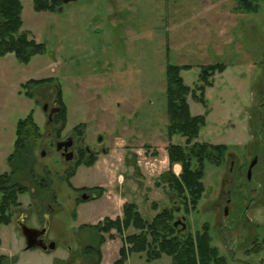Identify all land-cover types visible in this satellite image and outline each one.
<instances>
[{
    "label": "rangeland",
    "instance_id": "374dc122",
    "mask_svg": "<svg viewBox=\"0 0 264 264\" xmlns=\"http://www.w3.org/2000/svg\"><path fill=\"white\" fill-rule=\"evenodd\" d=\"M21 3L22 30L41 43L45 53L27 65L19 64L12 54L0 58V174L9 172L7 158L13 151L17 122L31 114L42 133L33 150L34 173L47 179L48 186L38 188L23 169L16 174V181L30 190L18 197L21 207L14 210L11 223L0 227V257L9 256L2 264H89L82 250L96 245L97 239L81 226L114 220L128 202L138 203L146 221L171 208L173 196L165 185L155 184L169 168L167 146L183 145L184 138L167 137L165 69L190 66L180 76L193 89L200 66L216 63L224 64L225 70L216 73L213 85L205 89L207 106L191 96L187 103L191 115L205 116L194 141L229 149L221 167L205 164V192L197 210L174 218L184 219L192 233L208 224L211 245L233 264H264V193L241 215L249 206L248 193L264 177V102L260 101L264 0L252 4L255 12L241 11L239 0H79L63 4L56 12L41 13L34 12L33 0ZM48 78L54 79L52 85L30 89L33 98L24 95L22 84ZM54 83L67 109V123L59 137L80 129L95 147L102 137L107 150L101 154L96 148L94 166L78 167L70 179L74 188L105 187L102 198L77 207L78 195L62 179L68 165L48 137L51 128L46 116L57 90ZM135 156L137 166H128ZM254 157L257 163L248 178ZM227 191L231 202L224 214ZM49 205L55 212L46 240L55 242V250L25 251L17 223L25 219L27 226L40 230ZM133 232L129 229L124 235ZM110 234L113 238L104 235L100 248L104 264L117 260L122 246L121 236L115 231ZM239 235L243 236L237 242ZM161 263H170V258L153 264ZM127 264L146 263L131 255Z\"/></svg>",
    "mask_w": 264,
    "mask_h": 264
},
{
    "label": "trees",
    "instance_id": "16d2710c",
    "mask_svg": "<svg viewBox=\"0 0 264 264\" xmlns=\"http://www.w3.org/2000/svg\"><path fill=\"white\" fill-rule=\"evenodd\" d=\"M256 1L239 0L240 10L255 12L256 8L252 4ZM62 5L61 0H33V10L36 13L56 12ZM22 27L21 0H0V58L12 54L19 64L27 65L34 56L44 54L45 47L31 38L29 32L23 31ZM190 68L188 65H167L165 69L167 137L171 139L174 135H179L184 138V144L167 146L169 169L160 175L159 182L155 185L157 188L162 184L166 186L168 194L173 196L172 207L158 211L151 221H146L135 203H125L121 217H116L114 220L104 218L94 226H81L93 232L97 239L96 245H87L82 250L88 256L89 264L93 263V258L96 259L93 264H100V248L106 239L104 235L108 234L112 239L111 231H115L122 240V246L118 250L119 258L113 264H124L130 255H138L146 264H153L164 257L170 258L169 264H230L233 262L220 255L218 249L211 245L208 224H204L201 230L195 233L189 231L187 226L183 227V223L175 226V214L183 212L188 215L197 210L205 192L202 183L205 164L221 167L225 163L229 149L222 144L213 145L194 141L205 125V116L191 115L187 103V98L191 96L195 102L206 107L205 89L213 85L211 78L216 73H222L225 65L216 63L200 66L197 83L193 89L185 85L180 76L181 70ZM53 82V78L28 80L21 87L25 90V96L33 98L29 92L30 89L47 87ZM54 85L57 89L55 98L60 105V112L55 115L53 121L55 132L59 137L67 123V109L60 87L55 83ZM41 138V130L33 121L31 114L17 122L13 151L7 158L9 172L0 174V227L11 223L14 210L21 207L18 197L30 190L16 181V174L21 173L23 169L38 188L44 189L48 186L45 183L47 179L38 178L33 168V150L36 142ZM94 161L95 158H92L90 161L74 164L62 178L66 185L71 186L70 179L80 165L89 167ZM127 163L128 166L135 168L136 156ZM175 164L181 167L178 176L172 171ZM94 190H97V198H101L104 190L102 188ZM153 208L157 210V207ZM129 229L134 232L125 236L124 233ZM254 243L256 244L257 240ZM262 244L264 250V241ZM3 259L6 258L0 257V264L4 261ZM65 263L69 264V262Z\"/></svg>",
    "mask_w": 264,
    "mask_h": 264
},
{
    "label": "flooded vegetation",
    "instance_id": "af4514ba",
    "mask_svg": "<svg viewBox=\"0 0 264 264\" xmlns=\"http://www.w3.org/2000/svg\"><path fill=\"white\" fill-rule=\"evenodd\" d=\"M253 93H255V90L253 91ZM260 101L264 102V93L261 95ZM262 104L263 103H261L260 106H262ZM47 110H48V106H47ZM59 112H60V105L58 103V100L56 98H54V100L52 102V106H51V108L48 111V115L46 116V118H47L46 125L47 126L50 125V128H51L50 133H48V137L53 140V142H51V146L54 148L55 152L62 158V160L65 162V164L68 165V168L66 169L65 173L69 172L73 168L74 164H76L77 162L90 161L92 158H95L97 155L94 156L95 155L94 153L97 152L98 149H99V152L102 153V154L107 152L105 147L102 146V144H103L101 142L102 137L99 139L98 146L95 147L92 144L91 145L88 144L87 137L84 136V134H82V131L80 129H78V130L77 129H75V130L73 129L74 132H72L71 134H69L68 136H66L63 139L61 137H58L57 133L55 132V127H54V121L53 120H54L55 115H57ZM253 113L255 114V111ZM50 115H51V121H49ZM252 116H253V119H252L253 123L252 124H254L253 127H254V133H255V119H254V115H252ZM259 133H258V135H259ZM60 142H68V143L71 144V146L67 149V151H64V149H62L60 152H57L56 151V144L60 143ZM96 148H98V149H96ZM255 159H257V158L254 157L252 162H254ZM95 162L96 161H94V163ZM94 163L91 166L87 167V168L88 169L92 168ZM80 166L86 167L85 165H80ZM75 173H76V171H75ZM262 176H264V174ZM257 183H258V185H256L255 189L250 190V192L248 193L247 202H248L249 206L247 207V209L245 211L241 212L242 216H245L246 212L251 208V206L254 203L256 205L257 200L260 198V195H261L260 193H262L264 185H263V182L260 180V178L258 179ZM66 186L71 190L72 193L78 195L77 199L74 200V203L77 204L75 207H77V206H79V205H81L83 203H87V202H90V201H93V200L100 199V198H97V190H94V188H92V187L88 188V187L82 186V187L74 188L72 185L70 187L68 185H66ZM230 194L231 193L229 191H227L226 200L224 202L225 205L223 207L224 208V214H227L228 206H229V204L231 202ZM83 197H85V199ZM54 212H55V209L52 206H50V205L47 208H45V212L44 213H46L45 214L46 216L45 217H44V215L42 216V217H44V224L45 225L49 222L51 214L54 213ZM25 213H28V211L25 212ZM24 220H23V223H25ZM182 221H181V224L183 223ZM44 224L42 225L43 227H41V229L45 227ZM183 224H185V223H183ZM46 236H47V233L42 237V239H43V241L45 243H47ZM242 236L243 235H239L238 236L237 242H238V240L240 238H242Z\"/></svg>",
    "mask_w": 264,
    "mask_h": 264
},
{
    "label": "water",
    "instance_id": "95a60500",
    "mask_svg": "<svg viewBox=\"0 0 264 264\" xmlns=\"http://www.w3.org/2000/svg\"><path fill=\"white\" fill-rule=\"evenodd\" d=\"M74 1H79V0H61L62 4H68V3L74 2ZM43 110L44 111L47 110L46 105L43 106ZM49 121H51V115L49 117ZM70 146H71V144L68 142L57 143L56 144V151L60 152L62 149H64V151H67V149ZM256 163H257V159H255V161L250 164L248 171H247V177L248 178L250 177L252 167ZM83 198L85 199V197H83ZM179 224H181V221L176 222L175 226H177ZM182 225H183V227H185L184 224H182ZM17 226H18V229H19L22 237L24 238V250L25 251L33 250V249H40L43 252H51V251L55 250V248H56L55 242L45 243L42 239V237L47 233L48 223L45 225L44 228H42L40 230L35 229V228H31L21 221L17 223Z\"/></svg>",
    "mask_w": 264,
    "mask_h": 264
},
{
    "label": "crops",
    "instance_id": "0c3cea01",
    "mask_svg": "<svg viewBox=\"0 0 264 264\" xmlns=\"http://www.w3.org/2000/svg\"><path fill=\"white\" fill-rule=\"evenodd\" d=\"M183 66V65H182ZM102 154V153H101ZM103 154H107V152H105V153H103ZM165 156H166V159H167V153L165 154ZM97 159H95V161H96ZM96 163V162H95ZM94 163V164H95ZM94 166V165H93ZM168 167H169V164H168ZM169 169V168H168ZM167 169V170H168ZM167 170H163V172L162 173H164V172H166ZM180 170H181V167L179 166V165H173V167H172V171H173V173L176 175V176H178V174L180 173ZM260 180L263 182V185H264V177H260ZM84 187H87V186H84ZM102 187H104L103 185H98V186H94V187H92V188H102ZM89 188V187H88ZM105 188V187H104ZM103 189V188H102ZM262 193H264V186H263V190H262ZM261 193V194H262ZM103 194H104V192H103ZM103 196V195H102ZM102 198V197H101ZM128 203H131V202H128ZM133 203V202H132ZM136 205H137V207H138V203L137 202H134ZM125 204V203H124ZM123 204V205H124ZM123 205H122V207H123ZM122 216V208H121V210H120V212H119V214L117 215V217H121ZM103 248L101 249V252H102V259H101V262H100V264H104L103 263V261H104V259H103ZM4 257H9V256H6V255H3ZM119 258V257H118ZM131 258V255L130 256H128V258H127V260H126V262L124 263V264H127V262L129 261V259ZM164 259V258H163ZM162 259V260H163ZM60 261V260H59ZM61 261H63L64 262V260H61ZM116 260H114V261H112V263H109V264H113L114 262H115ZM162 264H169V263H162ZM231 264H233V263H231Z\"/></svg>",
    "mask_w": 264,
    "mask_h": 264
}]
</instances>
